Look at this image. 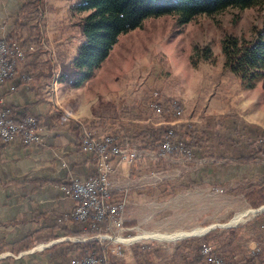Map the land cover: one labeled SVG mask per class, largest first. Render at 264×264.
Instances as JSON below:
<instances>
[{"label": "rangeland", "instance_id": "rangeland-1", "mask_svg": "<svg viewBox=\"0 0 264 264\" xmlns=\"http://www.w3.org/2000/svg\"><path fill=\"white\" fill-rule=\"evenodd\" d=\"M78 1L45 0L43 29L47 48L52 50L54 63L57 62L56 72L61 61L70 64L76 57L75 54L69 61L68 53H73L74 44L81 38L79 24L87 15L74 9ZM263 28L264 4L199 15L187 23L172 15L150 17L140 27L122 34L102 67L92 79L83 82L85 104L94 99L95 102L88 124L81 120V142L84 133L97 142L113 138L120 149H133L138 153L131 163L116 166L111 160L113 169L108 176L110 198L120 205L116 220L121 225L116 227L109 226L111 223L108 221L99 222L94 236H99L97 241L105 247L103 258L90 257L99 261L107 258L110 264H130L125 259L127 254L130 258L133 255L137 264H183V260L186 262L195 253L187 248V244L181 243L195 241L196 246L200 245V239L216 229L219 231L211 237L213 247L209 246L210 251L204 254L215 248L218 255L214 257L219 259V263L220 255L235 261L245 256L251 260L255 255L263 256L262 246L259 252L256 248L248 249L249 236L236 229L254 216L252 212L232 227H217L203 236L173 242L144 239L125 244L114 239L223 226L253 209L243 195V182L249 181L227 179L230 175L226 173L228 168L223 166L225 164L201 158L196 151L185 155L170 141V152L162 151V147L154 149L151 143H147L145 135L161 127H170L174 133L194 128L199 130L204 124L201 117L205 116H214L217 122L224 116L236 117L264 131V75L250 83L242 81L224 68L221 51V42L226 36L252 41ZM69 31L73 33L70 35L72 40L66 34ZM54 37L60 39L58 44L54 43ZM206 49L211 54L209 60L203 59ZM44 57L46 55L39 58ZM39 63L47 64L44 60ZM1 112L8 120L13 119L5 111ZM59 116L63 119L66 115L60 112ZM40 142L41 137L32 144ZM65 220L70 225L74 222ZM230 229L236 231H228ZM82 233L75 234L71 241L84 243L85 238L90 241L92 236ZM55 241L40 243L33 248L53 245ZM33 248L27 253L33 252ZM255 260L259 262L258 258Z\"/></svg>", "mask_w": 264, "mask_h": 264}, {"label": "crops", "instance_id": "crops-1", "mask_svg": "<svg viewBox=\"0 0 264 264\" xmlns=\"http://www.w3.org/2000/svg\"><path fill=\"white\" fill-rule=\"evenodd\" d=\"M22 1L0 0V37L4 38L14 26ZM66 34L72 40L70 35L73 33L69 31ZM56 39L54 37V43L58 44L60 39ZM78 40L73 53H68L69 61L82 41L81 38ZM50 53L52 58V50ZM43 60L45 62L46 58H38L39 62ZM48 72L49 66L39 63L30 72L17 71L0 88V111L6 110L10 117L16 119L26 114L35 116L42 122L41 142L38 144L25 145L20 138L6 144L0 140V264H69L71 255L80 253L75 244L80 242L71 241L75 234H81L76 232L78 227L65 222L67 229L55 228L54 222L74 207L71 199L62 197L61 184L73 176L86 180L95 176V162L80 145L81 133L77 129L82 124L81 120L86 123L92 118L91 108L95 99L86 105L85 83L79 88H67L55 81L58 72L55 68L51 79L47 76ZM20 73H29L32 78L23 83ZM60 112L66 115L63 119L58 118ZM115 164L117 166V162ZM223 166L228 168L226 173L230 177L227 179L248 180L243 182L244 187L264 181L262 164ZM257 215L251 216L239 227L249 236L246 243L248 249L260 250L262 246L264 250V215ZM54 239L56 241L52 246L33 248ZM194 242L181 244H187V248L195 252L198 245ZM27 245H30L29 249ZM32 248L34 251L27 253ZM66 248L63 260L59 253ZM192 257H188L186 262L183 260V264H195ZM253 257V260L246 256L240 261L233 259L231 264H264V254ZM126 258L128 263L137 264L133 255L130 258L125 254ZM257 258L259 262L255 260Z\"/></svg>", "mask_w": 264, "mask_h": 264}, {"label": "trees", "instance_id": "trees-1", "mask_svg": "<svg viewBox=\"0 0 264 264\" xmlns=\"http://www.w3.org/2000/svg\"><path fill=\"white\" fill-rule=\"evenodd\" d=\"M45 4V0H23L16 13L14 26L4 37V41L9 46L19 47L24 53V59L17 62L13 75L17 71H32L31 68L39 63L38 58L43 55H46L45 62L49 65L47 76L51 79L54 75L53 68L57 62L54 63V60L49 56L50 51L47 48V39L43 29ZM263 4L264 0H79L74 9L87 13L79 24L82 43L70 64L65 61L58 64L56 82L66 87L77 88L84 81L92 79L95 72L110 56L119 37L140 27L147 18L172 15L177 16L180 22L187 23L199 15H213L228 8L243 10ZM221 51L224 56V68L242 81L250 83L264 75V28L257 33L256 38L252 41L226 36L221 42ZM203 57L204 60L211 58L208 49L205 50ZM30 78L32 76L29 73H20L23 83L29 81ZM152 110L155 109L152 108ZM2 111L7 113L6 110ZM28 117L33 116L26 114L12 120L25 123ZM35 119L37 128L42 129L41 118L35 117ZM201 119L204 124L199 130L194 128L174 133L170 127H161L159 128L161 130L153 129L145 135L147 143H151L154 149H159L167 139L176 144V148L183 151L182 153L185 155L196 151L201 158L219 161L225 165H264V145L259 143V140L264 137L263 130L238 120L236 117L224 116L220 122H217L214 116H205ZM77 129L82 133L80 125L77 126ZM80 145L82 146V142ZM243 189L244 198L250 208L257 209L264 206V181L251 184ZM262 215H264V211L256 217ZM62 216L55 219V228L67 229ZM60 222L62 223L60 224ZM72 224L73 227H78L79 230L76 232H85L86 235L89 234L88 236L93 237L95 231L98 232L100 223L88 219L85 222L74 221ZM236 229L240 230V227ZM218 231V229L211 231L200 239V245L194 250L195 254L192 257L195 264H231V260H233L231 257H224L220 254L221 262L215 263L213 260L216 257L214 256L218 255L215 248L209 254L203 252L205 247H213L211 237ZM75 244L80 249V253L76 255L74 252L71 255V261L75 257L103 258L105 247L99 241L92 239ZM26 248L29 249L30 245H27ZM67 249L60 250L59 255L63 260Z\"/></svg>", "mask_w": 264, "mask_h": 264}, {"label": "built area", "instance_id": "built-area-1", "mask_svg": "<svg viewBox=\"0 0 264 264\" xmlns=\"http://www.w3.org/2000/svg\"><path fill=\"white\" fill-rule=\"evenodd\" d=\"M23 59L24 53L21 48L9 46L4 41V38L0 37V88L6 80L12 77L17 62ZM19 135L25 144L37 143L40 137L36 126V119L34 117H28L25 123H18L14 120H8L6 114L1 112L0 140L7 143ZM259 143L264 145V137L259 140ZM82 147L94 160L96 159V173L94 178L88 180L71 177L61 187L63 196L71 199L74 203L73 209L63 214V219H72L78 222L95 219V221L100 223L108 221L111 223L109 226L116 225V227H120V222L116 220L120 213L118 209L120 205L116 204L110 198V182L108 176L112 172L114 162H117V164L131 163L138 157V153L133 149H120L113 138H106L101 142H97L92 140L87 133L83 135ZM170 149L169 141H164L162 151L170 152ZM114 158H116L115 161ZM89 239L99 240V236H94ZM85 241H87L86 238ZM209 251L210 248L204 250L205 253ZM213 261L217 263L219 259L214 258ZM70 264H110V262L107 258L99 261L95 257L89 256L83 259L75 258Z\"/></svg>", "mask_w": 264, "mask_h": 264}, {"label": "bare ground", "instance_id": "bare-ground-1", "mask_svg": "<svg viewBox=\"0 0 264 264\" xmlns=\"http://www.w3.org/2000/svg\"><path fill=\"white\" fill-rule=\"evenodd\" d=\"M55 81H56V78H55ZM118 209H119V206H118ZM252 210L253 209L247 210L245 213H242V214L234 217L231 220V224L235 225V224H238L239 222L244 221L246 216L248 214H250L251 212H253ZM253 215L255 216L256 214H253ZM207 228H194V229H192L190 231H184L183 230V231H180V232H172V233L152 232V233L138 234L137 236H135L133 238H129V239H123L121 237H117V238H114V239L117 242H121V243H125V244L131 243V242H135V241H139V240H144V239H150V240H154V241L156 240V241H159V242H162V241L173 242V241H176V240L188 237V236H192V235L193 236H196V235L202 236V233H204L207 230ZM207 248H210V247H205L203 249V252Z\"/></svg>", "mask_w": 264, "mask_h": 264}, {"label": "water", "instance_id": "water-1", "mask_svg": "<svg viewBox=\"0 0 264 264\" xmlns=\"http://www.w3.org/2000/svg\"><path fill=\"white\" fill-rule=\"evenodd\" d=\"M253 212V214H258V213H261V212H263L264 211V206H262V207H260V208H258V209H253L252 210ZM233 225L231 224V222H229L228 224H225V225H223V226H219V225H212V226H209L208 228H207V230L204 232V233H202V236L203 235H205V234H207L208 232H210L211 230H213V229H215V228H217V227H225V228H229V227H232ZM189 237H191V236H189ZM105 238V237H104ZM106 239V238H105Z\"/></svg>", "mask_w": 264, "mask_h": 264}]
</instances>
